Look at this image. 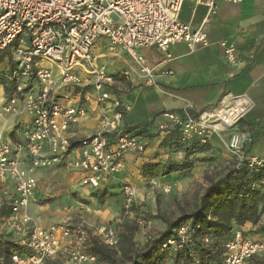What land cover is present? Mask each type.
Masks as SVG:
<instances>
[{"label": "built area", "instance_id": "2783aa9c", "mask_svg": "<svg viewBox=\"0 0 264 264\" xmlns=\"http://www.w3.org/2000/svg\"><path fill=\"white\" fill-rule=\"evenodd\" d=\"M186 1L0 0V52L8 51L13 64L0 69V87L12 86L0 109V119L18 117L22 112L31 116L22 141L9 142L0 136L1 207L10 210L8 223L18 235L14 241L23 248V253H13L11 264H49L63 251L67 259L62 264H96L97 257L91 252L93 241L110 249L118 245L114 228H92L84 219L63 221L47 229L36 226L28 213L29 206L38 203L36 173L58 168L81 172L82 185L97 191L109 179L119 178L128 154L145 153L147 143L125 123L132 105L118 90V79L108 72L107 64L96 56V46L105 40L108 54L122 49L134 65L123 71L122 77L129 79L138 73L146 85L156 87L155 71L141 49L167 53L178 44L190 51L206 46L207 23L218 5L244 2L194 0L206 7L207 15L199 27H193L180 19ZM219 45L227 63L236 68L238 46L228 41ZM89 88L96 95L99 127L92 135L75 137L72 127L89 117L82 101ZM251 106L244 96L225 95L216 107L196 115L184 110L164 113L157 130L175 135L181 143L196 141L201 146H208L213 136L226 135L233 168L262 172L255 187L264 189V158L247 152L249 135L236 128ZM7 178L14 184L11 197L3 191ZM121 189L123 209L130 214L137 203V188L122 181ZM172 190L173 185L161 186L165 194ZM199 229L193 221L181 223L161 244L156 257L145 264H157L165 255L158 264H217L203 261L193 251L198 239L204 248L215 242L210 235L198 236ZM222 246L220 264H252L254 258L264 257V239H251L240 230L233 231Z\"/></svg>", "mask_w": 264, "mask_h": 264}, {"label": "crops", "instance_id": "0c3cea01", "mask_svg": "<svg viewBox=\"0 0 264 264\" xmlns=\"http://www.w3.org/2000/svg\"><path fill=\"white\" fill-rule=\"evenodd\" d=\"M206 15V7L196 5L194 0H187L180 19L193 27H199ZM207 31L209 44L194 51H190L184 44L170 47L167 53L156 48L140 50L148 65L155 71L158 84L156 87L146 85L144 78L138 73H132L129 79H124L122 72L134 68L130 57L122 49L108 54L106 41L98 43L96 56L107 64L108 72L118 79V90L132 105L131 112L125 117V123L141 134L147 143V149L143 154H128L125 169L119 178L109 179L97 191L82 185L84 175L81 172L65 168L39 170L36 173L38 202L42 188L47 185L57 184L72 192L82 188L84 191L89 189L105 194L113 192L117 186L121 189L123 179L124 182L126 180L142 187L149 181L144 175L145 165H163L169 159L177 164L185 161L187 157L194 160L193 173L208 169L227 172L233 167L234 160L225 144L226 135L213 136L208 146L195 149L189 144L181 143L175 135L162 134L157 130V122L164 113L184 110L190 115H196L205 109L216 107L225 95L244 96L251 101L250 110L236 128L249 135L247 152L264 158V0H244L239 5L219 4L207 23ZM220 41H228L238 46L239 64L236 68L227 63L219 45ZM0 91L4 94L2 87ZM95 99V93L89 88L82 99L89 111V117L72 127L73 136L85 137L97 131L100 115ZM3 100L0 102V109ZM30 122L31 116L26 112L18 117L6 115L0 119V136L9 142L22 141L23 131ZM176 175L171 174L164 181H172ZM3 191L6 197L15 193L10 178L6 179ZM119 191L123 200L122 190ZM2 201L3 196L0 200V213L4 209L1 207ZM28 213L35 220V225L42 229L61 222V215L48 212L47 207H40L39 203L31 204ZM84 214H94L93 218L98 220L105 218L104 213L94 206L87 207ZM0 221V235H9L16 240L18 235L10 228L7 217L0 216ZM252 229L253 224L247 223L234 231L240 230L251 239H260L249 234ZM66 259V252L63 251L49 264H62Z\"/></svg>", "mask_w": 264, "mask_h": 264}, {"label": "rangeland", "instance_id": "374dc122", "mask_svg": "<svg viewBox=\"0 0 264 264\" xmlns=\"http://www.w3.org/2000/svg\"><path fill=\"white\" fill-rule=\"evenodd\" d=\"M43 65L48 67L50 63L44 62ZM12 66L10 60L4 63L0 61V69H7ZM5 98L7 99L8 95L4 89V94L0 91V102ZM4 102L3 100L2 106ZM192 161L194 163V160ZM173 164L177 165L176 162L169 159L163 165H145L144 175L149 178V181L142 187L134 184L138 196L136 206L130 214H126L123 209V200H121V192L119 191L122 189L118 186L113 192H106V198L100 202L99 197L102 195L100 192L89 189L84 191L82 188H77L76 191L72 192L57 184L47 185L42 188L43 192L38 203L40 207H47L48 212L52 211L61 215V222L84 219L92 228H114L118 245L112 248L111 252L115 262L102 261L97 258L96 264H130L128 258L122 259V248L125 251L131 250L132 255L141 253L147 244L162 235H167L169 231L176 229L180 222L191 221L189 216L198 212L201 198L211 181H217L226 173V171L212 169L193 173L194 168L184 173L171 172L170 168ZM175 173L177 175L172 181H164L165 177ZM125 182L128 181L125 180ZM128 183L131 184V182ZM165 184L173 185V190L170 193L165 194L161 191V186ZM91 206L102 211L105 218L98 220L93 218L94 214L92 216L85 215L86 208ZM170 223L175 225L168 227ZM0 224H2L1 221ZM263 226L264 214L261 222L254 226L249 234L264 239V230H261ZM7 237L11 236L8 235Z\"/></svg>", "mask_w": 264, "mask_h": 264}, {"label": "trees", "instance_id": "16d2710c", "mask_svg": "<svg viewBox=\"0 0 264 264\" xmlns=\"http://www.w3.org/2000/svg\"><path fill=\"white\" fill-rule=\"evenodd\" d=\"M9 60L12 63V58L8 51L0 52L1 63ZM4 89L8 96L11 95L12 86L5 85ZM189 146L195 149L206 147L201 146L196 141L189 144ZM192 168H194V163L187 157L183 163L171 165L170 171L184 173L189 172ZM261 174L262 172L247 168L236 170L232 167L223 177L217 181H211L201 198L198 212L189 216V220L200 225L198 236L207 234L215 241L210 248H204L200 243V239L195 242L193 251L203 261L220 264L224 252L222 245L228 236L236 228L243 227L247 223L256 226L261 222L262 215L264 214V189L255 187V183L259 181ZM101 194L99 201L103 202L106 195L105 193ZM9 215L10 210L4 207L2 216L9 217ZM181 223H184V221L178 225ZM174 225V223H170L168 227ZM174 230L169 231L167 235H162L151 241L141 253L132 255L131 250L125 251L122 248V259L128 258L130 264H145L147 261H151L156 257L161 244L174 234ZM261 230H264V226ZM91 252L99 260L115 262L111 249L100 244L99 241L95 240L92 242ZM13 253L21 254L23 253V248L11 237L0 235V264H11ZM181 256L183 257V255ZM164 259H166V255L158 258L157 264L164 261ZM252 264H264V257L254 258Z\"/></svg>", "mask_w": 264, "mask_h": 264}]
</instances>
